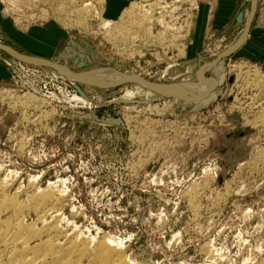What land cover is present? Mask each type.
Returning <instances> with one entry per match:
<instances>
[{
	"label": "rangeland",
	"instance_id": "1",
	"mask_svg": "<svg viewBox=\"0 0 264 264\" xmlns=\"http://www.w3.org/2000/svg\"><path fill=\"white\" fill-rule=\"evenodd\" d=\"M10 1L0 0V45L68 71L119 68L168 83L221 62L194 97L154 98L128 81L89 87L0 49V181L8 178L9 193L22 200L31 184L56 183L64 226L119 238L142 264L263 260L264 0L245 51L232 50L252 0H76L91 10L75 26V14L57 15V0ZM133 4L163 17L165 37L148 34L156 21L128 13ZM45 28L54 30L51 52L26 41ZM114 30L122 36L106 45L102 35ZM25 95L35 101L18 104Z\"/></svg>",
	"mask_w": 264,
	"mask_h": 264
},
{
	"label": "bare ground",
	"instance_id": "2",
	"mask_svg": "<svg viewBox=\"0 0 264 264\" xmlns=\"http://www.w3.org/2000/svg\"><path fill=\"white\" fill-rule=\"evenodd\" d=\"M12 2L15 3V0ZM51 4H54L57 15L63 16V19H67L71 13L75 14L77 20L71 21L73 26H75L76 22L78 23L84 21L85 17H87L91 10L90 7L85 4L79 8L76 6V0H57L53 1ZM150 9V7H141L139 5L133 4L130 7L128 13L133 14L136 17L137 14L142 12L145 24H147V22L152 23V21L155 19L156 22L154 25H156V28L153 29L152 27L151 29L150 27L148 29V34L153 38L163 37L168 27L163 22L164 19L161 15L153 19L151 16L152 10ZM245 23L246 22H244V25L247 24ZM103 26L105 28L109 27V22H105ZM245 28L246 27H244L243 33L239 38V42H241L245 36ZM106 33L105 35H102L106 36V39L104 40V38H101L102 42H104L106 45H110V41H116L118 37L122 36L120 30H114L113 32L107 31ZM102 36L100 35L99 37ZM0 48L5 50L13 58L27 65L46 66L54 64L37 57L26 56L27 54H19L13 49L3 45H0ZM178 50H181V48ZM232 51H234V49ZM65 56H67V54H65ZM131 56L132 54L129 53L128 57L131 58ZM220 56L222 57L223 54H220ZM220 56H218V58ZM220 62L221 60L218 59L213 64L210 63L204 65V67H202V69L194 75L180 78L168 83H160V81L150 82L145 79V82H150L149 84L138 81V79L142 77H140V75L136 74L135 72L127 70L122 71L119 68L108 67V69H103L99 67L73 72L68 71L65 68L66 65H55L58 66L56 70L60 72L61 75L63 74L64 76L68 77L67 79L85 82L86 84L90 85L89 87H91V85L112 86L122 81H128L138 85L145 91L148 90L152 92L154 98L170 96H181L186 98L195 96L192 94V91H194L200 84L202 79L201 77ZM253 83L254 87L259 85V78L254 79ZM148 91L147 94L149 93ZM34 101L35 100L31 95H25L22 99H19L17 103L25 106ZM261 104H264V102H261ZM261 104L259 106H261ZM261 110L262 112L260 111L261 113L258 117L260 120L259 122L263 123L264 107L261 108ZM6 179L8 180V178ZM6 179L4 178L0 181V264H142L138 261V259H134L128 256V253H125V245L121 239L119 240V238L116 239L114 236L112 237L105 234L102 237L93 235L84 236L82 231V233L77 231V228H75L76 226L72 229L68 228L67 225L69 224L64 226L65 224L63 225L64 222L62 221V218H65V216L60 219V214L58 215L59 212L57 208L61 206L62 202H64L63 197L65 195L63 194L62 190H58L62 188L59 186L57 188L55 185L56 183H51L48 181L47 187L45 189L36 188L35 184H31V193L30 191L26 192L27 190L23 191L26 192L27 195L25 199L21 200L19 195L22 192L19 190L13 194L9 193L7 190L8 181L6 182ZM60 183L63 182L60 181ZM72 223L70 224L72 225ZM257 264H264V259Z\"/></svg>",
	"mask_w": 264,
	"mask_h": 264
},
{
	"label": "crops",
	"instance_id": "3",
	"mask_svg": "<svg viewBox=\"0 0 264 264\" xmlns=\"http://www.w3.org/2000/svg\"><path fill=\"white\" fill-rule=\"evenodd\" d=\"M257 2H258V0H257ZM258 4V3H257ZM251 5H252V3H251ZM257 7V6H256ZM250 10H251V6H250V9H249V11H248V13H247V18H246V23H247V20H248V15L250 14ZM255 11H256V9H255ZM254 17H255V12H254V14H253V18H252V22H253V19H254ZM262 17V16H261ZM261 20V19H260ZM252 22H251V24H250V27H249V30H248V33L246 34V28H245V36H244V38L241 40V42H239V40L240 39H238V42L236 43V46H237V48H235V50L234 51H236L237 49H243V47L244 46H246V43H247V36H248V34H249V32H250V28H251V25H252ZM245 27H246V25H245ZM52 29L53 28H45L44 30H41L40 31V36H36V35H34V34H31V35H29V36H27V39H26V41L28 42V43H30L31 45H33V46H36V47H40L41 49H43L44 51H48V52H51V50H52V48H50L48 45H47V38H49V36L51 37V31H52ZM54 31V30H53ZM52 31V32H53ZM238 44H240V45H238ZM243 44V45H242ZM241 46V47H240ZM246 49H248L249 51H247L246 50V54H249L250 52H251V50H252V48L251 47H246ZM15 51V50H14ZM242 51H245L244 49L242 50ZM16 52V51H15ZM18 53V52H17ZM20 54V53H19Z\"/></svg>",
	"mask_w": 264,
	"mask_h": 264
},
{
	"label": "water",
	"instance_id": "4",
	"mask_svg": "<svg viewBox=\"0 0 264 264\" xmlns=\"http://www.w3.org/2000/svg\"><path fill=\"white\" fill-rule=\"evenodd\" d=\"M256 6H257V0H253V1H252V5H251L250 14H249V16H248V20H247V24H246V34L248 33V30H249L250 24H251V22H252V18H253V14H254V12H255ZM0 49H1V48H0ZM2 50H3V49H2ZM4 51H5V50H4ZM46 66H47V67H50V68H54V69L58 68V66L55 65V64H50V65H46ZM138 81H140V82H144V83H148V84L150 83V82H145V80L142 79V78H139Z\"/></svg>",
	"mask_w": 264,
	"mask_h": 264
}]
</instances>
